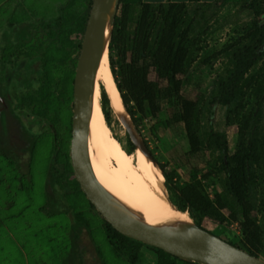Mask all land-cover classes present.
<instances>
[{"label": "rangeland", "instance_id": "rangeland-1", "mask_svg": "<svg viewBox=\"0 0 264 264\" xmlns=\"http://www.w3.org/2000/svg\"><path fill=\"white\" fill-rule=\"evenodd\" d=\"M69 1L0 0V93L4 98L11 95V109L14 112L20 110L22 118L18 117L22 120L21 128L23 126V130L31 136V140H27L29 146L18 151L19 157L13 153L17 150L11 149L9 145L0 146V264H132L115 246L110 228L102 215L86 205L87 199L77 183H69L67 188H63L56 180L59 175V181L63 183L73 173L68 150H65L70 148L67 141L70 140L71 128L69 130L68 127L73 109V85L69 81V68L75 72L80 51L77 43L81 40V34H71L75 46L70 42V48H67L69 41L65 44L68 51L67 62L64 64L66 67H54L55 62L62 59L64 49L47 35L48 27H43L40 21L45 22L57 16ZM171 1H186L190 15L194 16L191 34L193 41L186 71L181 77L184 80L185 95L204 101L213 89L215 78L226 66V59L215 58L216 53L246 32L251 26L253 15L241 7L239 0H231L216 9L205 5L214 0H202L204 4L188 0ZM22 21L32 32L31 38L26 41L19 40L21 33L18 30ZM38 39L45 42L44 49H39ZM33 43H36L35 49L31 45ZM20 44L23 45L20 47ZM44 53L46 61L38 67H44L45 76L50 72L51 78H55L53 84L57 92L55 96V93L46 90L52 105L48 107L50 114L43 115L55 128L52 125L44 127L40 123L34 126L30 124L32 116L27 113L31 107L23 105L19 109L17 105L22 91L29 95L31 88L26 87L29 83L24 82L26 86L22 89L16 70L11 71L8 79L3 74V69H14L19 61H22L24 68L30 67L33 62H43ZM262 64L263 59L245 76L231 107L217 104L213 105L211 112L204 111L200 124L194 127L202 145L198 153L189 154L190 142L182 125L164 126L163 123L169 116L167 106L157 118L145 119L140 123L141 133L129 116L134 130L148 145L152 155L164 163L168 171L176 168L177 176L173 179L175 185L186 183L194 173L201 178L206 176L204 183L207 190L214 199L216 194L221 195L227 216L237 206L224 189L225 174L219 170L218 153L204 149V145L208 132L219 130L227 134L229 156L237 153L239 147L256 155L259 140L264 134ZM41 74L39 68V76ZM151 77L155 76L152 74ZM40 78L43 80L42 75ZM98 89L101 102L104 88L99 85ZM259 108L263 112L257 115ZM52 111H56L57 116ZM110 112V128L126 151L128 164L137 167L136 161H139L142 151L136 147L134 152H128V139L132 140L128 130L115 120L111 110ZM6 118L4 112L2 119L9 133ZM37 121L42 122V119ZM152 128L158 136L153 133ZM10 139L13 143H20L14 134L10 135ZM103 162L107 168H114L116 165L109 152L104 156ZM256 174L257 202L253 214L263 230L264 238V163L256 167ZM164 187L168 198L176 206L171 199H176V196L167 190L165 178ZM203 227L236 244H239L242 237L239 222L229 218L224 222L204 219ZM135 252L137 264H159V256L152 248L141 246ZM259 257L264 259V253Z\"/></svg>", "mask_w": 264, "mask_h": 264}, {"label": "trees", "instance_id": "trees-1", "mask_svg": "<svg viewBox=\"0 0 264 264\" xmlns=\"http://www.w3.org/2000/svg\"><path fill=\"white\" fill-rule=\"evenodd\" d=\"M201 1L188 0L198 4L202 3ZM230 1L214 0L205 5L216 9ZM239 1L241 7L253 15L251 26L243 35L216 53L215 58L226 59V66L215 78L208 98L205 97L206 101L202 100V102L185 95L184 80L181 77L186 71L193 41L191 34L194 16L189 13L188 3L171 0L167 2L121 0L109 43V62L122 102L139 133H141L140 123L143 120L157 118L167 106L169 116L165 119L164 126L182 125L190 142L189 154L198 153L202 145L194 127L200 124L204 111L211 112L213 105L217 104L231 107L245 76L261 59H263L264 75V0ZM91 3L92 0H70L57 16L45 22L40 21L43 27H48L47 35L64 49L62 59L55 62L54 67H66L64 64L67 62L68 51L65 44L69 41L67 48H70V42L74 45L75 41L71 37L74 32L81 34V40L77 43V48L80 49ZM83 12L86 14L83 15ZM26 25L24 23L20 28L24 29ZM20 28L19 32L22 30ZM23 32L22 40L26 41L25 29ZM39 40L40 43L43 42V39ZM30 53L33 55V52ZM43 58L42 64L46 61L45 53ZM69 72V81L73 85L75 72L70 68ZM152 74L154 78L151 77ZM56 92L52 90L55 96ZM46 93V89L45 91L40 89L37 93H31L30 90L29 95L23 93L22 98L25 100L23 105L30 106L34 111L49 113L48 107L51 103ZM101 103L108 124L111 125L110 101L104 90ZM259 110L257 115L263 112L262 109ZM53 112L56 114V111ZM52 126L55 128L53 124ZM70 127L71 122L69 130ZM152 129L158 136L154 128ZM261 138L256 155L239 147L237 153L231 157L228 155L229 142L226 132L211 130L207 134L204 149L214 154L218 153L219 170L225 174L224 189L237 206L228 216L224 212L226 205L221 195L216 194L214 199L207 190L204 183L206 176L201 178L194 173L186 183L175 185L173 179L177 176L176 168L168 171L166 165L152 155L163 172L167 190L175 194L176 199L172 197L171 199L179 209L188 212L194 222L202 227L204 219L224 222L229 218L239 222L242 237L239 244L231 241L230 243L258 257L264 253V238L263 230L253 212L257 202L256 167L264 163V134ZM242 144L243 142L240 145ZM128 145V152L136 150L130 138ZM106 223L115 246L132 264L138 263L135 250L141 246L155 250L159 256V264H199L182 260L160 248L126 237L110 223L107 221Z\"/></svg>", "mask_w": 264, "mask_h": 264}, {"label": "water", "instance_id": "water-1", "mask_svg": "<svg viewBox=\"0 0 264 264\" xmlns=\"http://www.w3.org/2000/svg\"><path fill=\"white\" fill-rule=\"evenodd\" d=\"M120 2L121 0H92L76 63L70 158L83 192L118 232L182 260L199 264H264V259L199 226L193 219L187 223L146 224L131 218L93 171L90 165V147L96 94L95 77L105 50H109ZM127 130L135 146H139L154 159L148 145L141 138L138 142L135 133L130 128Z\"/></svg>", "mask_w": 264, "mask_h": 264}, {"label": "bare ground", "instance_id": "bare-ground-1", "mask_svg": "<svg viewBox=\"0 0 264 264\" xmlns=\"http://www.w3.org/2000/svg\"><path fill=\"white\" fill-rule=\"evenodd\" d=\"M99 85H102L109 97L111 111L115 120L126 129L130 128L139 142L140 137L129 121V114L122 102L120 92L112 75L109 62V50L106 49L95 77L96 94L92 112V138L90 147V165L115 197L122 210L131 218L146 224L187 223L190 215L178 209L168 198L164 187V175L158 163L142 150L137 167L128 164L127 153L115 137L105 117L100 102ZM115 161L114 168H107L103 162L106 153Z\"/></svg>", "mask_w": 264, "mask_h": 264}, {"label": "flooded vegetation", "instance_id": "flooded-vegetation-1", "mask_svg": "<svg viewBox=\"0 0 264 264\" xmlns=\"http://www.w3.org/2000/svg\"><path fill=\"white\" fill-rule=\"evenodd\" d=\"M24 29H25V35H26L25 40H29L31 38L32 32L29 31V29H27L26 27ZM24 29H22L20 31V33H21L20 34L21 37L19 38L20 41L23 39V35H24L23 30ZM38 43L40 45L39 49L40 48L44 49V45H46L45 42L40 43V40L38 39ZM35 44L36 43L31 44L33 49L36 48ZM21 45H23V44H20L18 46L21 47ZM21 64H22V61H19V62H17L16 67L14 69L10 68V67H9V70L3 69V74L5 75L6 79H8L10 77L12 70H16L17 76L19 77V80H20V84L22 85V87H21L22 89L24 88V86H26V85H24V82H25V84L29 83L26 87L31 88V91H34L33 93H37L40 89H42V91H45V89L46 90L49 89L50 92L54 89L53 78H51L50 72L46 73V76H45V74L43 73L44 67H38V66H41L42 63L35 64V62H33L30 67H25V68L22 67ZM17 68H18V70H17ZM39 68H41V72H42L41 75L43 76V80H41V78H40L41 75L39 76ZM23 93L25 94V92H23V91L19 94V99H18L19 101H17V105H18L19 109L22 108L23 103L25 104V100H24V98H22ZM11 98L12 97L10 94L4 98L1 96V93H0V146L6 147V145H9L11 147V149L17 150L16 152H13L14 155L16 156V154H18V151H23L24 149H26L29 146V142H27V140H29V139L31 140V136L27 131L23 130V126L21 128L20 124L22 122V120H21L22 113H20V110H18V111L16 110L17 112L16 111L14 112L11 109V105H12V99ZM4 112L6 113V116H7L6 122H7V125L9 126V130H10L9 133L7 132L6 126H4V121L2 119V115L4 114ZM27 114H30L32 116V119L29 122L33 126L38 125L39 123H40L39 125H41V126L43 125L44 127H46V126L49 127V125H52L50 122H47V120L45 119V117L43 115L44 113L39 112V111H34L33 108L29 109V113H27ZM18 116H21V118H19ZM37 119H42V122H38ZM18 122H19V124H18ZM11 131H13V132L11 133ZM71 132H72V130H70V140H69V142L67 141L69 146H70L71 137H72ZM12 134H14L16 138L17 137L19 138V141H20L19 144L11 142L10 135H12ZM27 143H28V145H27ZM67 150H68V158H69V161L71 164L70 148ZM16 157H19V154ZM71 167H72V164H71ZM72 169H73V167H72ZM72 172H73L72 176H69L68 178L65 177L66 179L63 180V183H61L59 181L60 179H59V175H58L57 179H56L57 184L59 186L62 185L63 188H65V187L67 188L69 186V183L76 182L77 186H79L80 189L82 190L80 183L78 182L73 170H72ZM82 192H83V190H82ZM64 193L67 194L66 192H64ZM84 196L87 199L86 205L89 207H92L97 212H99L96 209V207L91 203V201L87 198L85 193H84Z\"/></svg>", "mask_w": 264, "mask_h": 264}]
</instances>
